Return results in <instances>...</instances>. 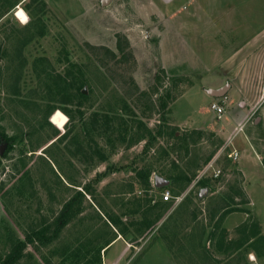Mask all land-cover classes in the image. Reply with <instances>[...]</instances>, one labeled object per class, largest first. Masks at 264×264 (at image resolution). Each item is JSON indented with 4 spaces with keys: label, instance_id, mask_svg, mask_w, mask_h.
I'll return each mask as SVG.
<instances>
[{
    "label": "rangeland",
    "instance_id": "obj_1",
    "mask_svg": "<svg viewBox=\"0 0 264 264\" xmlns=\"http://www.w3.org/2000/svg\"><path fill=\"white\" fill-rule=\"evenodd\" d=\"M0 144V260L264 264V0H0Z\"/></svg>",
    "mask_w": 264,
    "mask_h": 264
},
{
    "label": "trees",
    "instance_id": "obj_2",
    "mask_svg": "<svg viewBox=\"0 0 264 264\" xmlns=\"http://www.w3.org/2000/svg\"><path fill=\"white\" fill-rule=\"evenodd\" d=\"M83 94V93H82ZM165 103H162L161 104V107L162 109L165 108ZM148 134L149 131L147 130ZM3 138L5 137V135H1ZM145 136L142 135V136H139L137 137L136 141H142V140H145ZM149 143V139H147L145 141V149H147L148 147V144ZM144 149V150H145ZM106 170H111V168H107ZM145 182H146V185L149 186V182H148V177L146 176L145 177ZM74 204H76V201L74 203V201H68L67 203H65V205L62 207V209L60 210L58 216L56 217V219L54 220L55 222V229L52 233V235L50 236H47L43 233H40V232H36L34 235H35V238H36V241H39L41 244H48L52 239L56 238L58 233L66 226V224H68V222L73 218L75 217L77 214L80 213V208L79 207H74ZM114 226L117 225V222H114L113 224ZM34 241H31L29 238H28V241H15L12 243L11 245V248H10V251L9 253L3 258L0 260V264H16L22 257V252L25 248V246L27 244H30V243H33Z\"/></svg>",
    "mask_w": 264,
    "mask_h": 264
},
{
    "label": "built area",
    "instance_id": "obj_3",
    "mask_svg": "<svg viewBox=\"0 0 264 264\" xmlns=\"http://www.w3.org/2000/svg\"><path fill=\"white\" fill-rule=\"evenodd\" d=\"M225 99H226V96L225 97H222V98H218L217 101H214L210 108L211 110L214 112L215 116L217 117V119H221V117L223 116L224 114V111H225ZM227 158L231 159L232 161H237L238 158H239V153L232 149L230 150L229 153L226 154ZM214 164H215V160L214 161H211L208 165L205 166V168L203 169V172L200 176L206 174V173H210V177L212 179H216L218 178L219 176H221V170L218 169V168H215L214 167ZM200 180V177L199 179ZM197 180V181H198ZM171 199V196L169 194L168 191H166L164 193V196H163V201H168Z\"/></svg>",
    "mask_w": 264,
    "mask_h": 264
},
{
    "label": "water",
    "instance_id": "obj_4",
    "mask_svg": "<svg viewBox=\"0 0 264 264\" xmlns=\"http://www.w3.org/2000/svg\"><path fill=\"white\" fill-rule=\"evenodd\" d=\"M229 90H230V84L225 83L224 85H222L219 88H208L205 90V92L210 97L218 99V98L225 97ZM82 93L83 94L86 93L85 89H83ZM3 148H4V145L0 144V156L2 155ZM153 184H154V187H156V188H165V187L170 185V180L163 179V178L155 175L153 178Z\"/></svg>",
    "mask_w": 264,
    "mask_h": 264
},
{
    "label": "crops",
    "instance_id": "obj_5",
    "mask_svg": "<svg viewBox=\"0 0 264 264\" xmlns=\"http://www.w3.org/2000/svg\"><path fill=\"white\" fill-rule=\"evenodd\" d=\"M230 84V83H229ZM230 89H231V85H230ZM112 226L114 227V225L112 224ZM119 239H121V236L118 234V236L116 238H114L113 240H111L108 244H106L101 250L100 253L103 254L104 252H107V250H110L115 244L119 243ZM89 258V257H88Z\"/></svg>",
    "mask_w": 264,
    "mask_h": 264
},
{
    "label": "bare ground",
    "instance_id": "obj_6",
    "mask_svg": "<svg viewBox=\"0 0 264 264\" xmlns=\"http://www.w3.org/2000/svg\"><path fill=\"white\" fill-rule=\"evenodd\" d=\"M20 11H23L20 7H18L16 10H15V12H14V16H15V18L19 21V22H21V23H25V22H22L21 21V19L18 17V15H17V13L18 12H20ZM23 13L24 14H26L24 11H23ZM28 20V19H27Z\"/></svg>",
    "mask_w": 264,
    "mask_h": 264
},
{
    "label": "snow or ice",
    "instance_id": "obj_7",
    "mask_svg": "<svg viewBox=\"0 0 264 264\" xmlns=\"http://www.w3.org/2000/svg\"><path fill=\"white\" fill-rule=\"evenodd\" d=\"M17 15L21 19L22 22H24L26 20V16L23 13V11L18 12Z\"/></svg>",
    "mask_w": 264,
    "mask_h": 264
},
{
    "label": "clouds",
    "instance_id": "obj_8",
    "mask_svg": "<svg viewBox=\"0 0 264 264\" xmlns=\"http://www.w3.org/2000/svg\"><path fill=\"white\" fill-rule=\"evenodd\" d=\"M25 16H26V20L24 21V22H27V19H28V17H27V15L25 14Z\"/></svg>",
    "mask_w": 264,
    "mask_h": 264
}]
</instances>
